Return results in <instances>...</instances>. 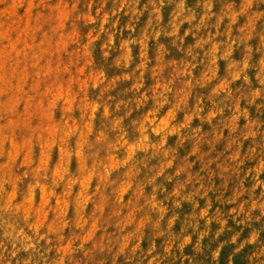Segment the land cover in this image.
<instances>
[{"label":"clouds","instance_id":"obj_1","mask_svg":"<svg viewBox=\"0 0 264 264\" xmlns=\"http://www.w3.org/2000/svg\"><path fill=\"white\" fill-rule=\"evenodd\" d=\"M0 264H264V0H0Z\"/></svg>","mask_w":264,"mask_h":264}]
</instances>
